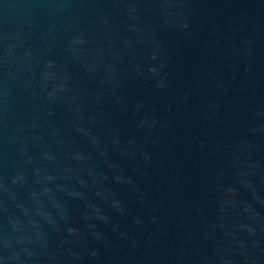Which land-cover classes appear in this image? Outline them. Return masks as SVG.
<instances>
[{"label":"water","instance_id":"95a60500","mask_svg":"<svg viewBox=\"0 0 264 264\" xmlns=\"http://www.w3.org/2000/svg\"><path fill=\"white\" fill-rule=\"evenodd\" d=\"M0 264H264V0H0Z\"/></svg>","mask_w":264,"mask_h":264}]
</instances>
